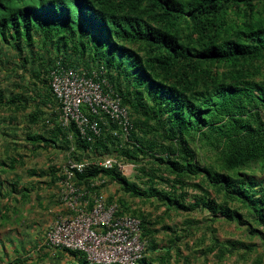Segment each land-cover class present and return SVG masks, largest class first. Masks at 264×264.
I'll return each mask as SVG.
<instances>
[{"label":"trees","instance_id":"obj_1","mask_svg":"<svg viewBox=\"0 0 264 264\" xmlns=\"http://www.w3.org/2000/svg\"><path fill=\"white\" fill-rule=\"evenodd\" d=\"M37 40L54 57L46 49L47 58H41L33 50ZM59 54L67 66H102L108 82L103 88L129 109L128 137H120L122 130L110 122H98L99 136L59 123L60 104L46 76ZM259 62H264V0H0V71L8 64L33 80L14 85L15 91L0 88L1 133L19 128L17 118L24 114L21 148L33 156L44 150L66 157L71 149L73 157L84 156L88 150L133 164L136 181L116 167L93 166L75 180H104L89 189L97 194L114 183L125 195L163 208L153 219L132 210L124 198L107 197L116 200L118 213L140 219L145 251L137 264H170L180 257L178 243L191 236L195 221L187 219V227L178 230L164 223L171 211L236 223L264 246V80L252 69ZM3 145L0 198L7 204L0 201V228L19 223L18 205L30 203L31 192L51 189L61 170L49 156L44 167L25 170L29 181L22 184L15 169L24 161ZM195 148L213 159L200 161ZM8 171L14 176L1 178ZM35 199L40 202L38 194ZM160 231L168 235L163 246L156 240ZM17 242L21 250L13 252L21 255L23 239ZM226 244L250 252L254 246ZM56 253L69 259L66 264H88L81 253Z\"/></svg>","mask_w":264,"mask_h":264},{"label":"built area","instance_id":"obj_2","mask_svg":"<svg viewBox=\"0 0 264 264\" xmlns=\"http://www.w3.org/2000/svg\"><path fill=\"white\" fill-rule=\"evenodd\" d=\"M80 67H55L49 73L52 95L58 100L59 123L73 125L82 135L91 131L100 135L98 122H110L122 130L120 137H128L131 118L127 107L113 92L107 91L101 69L87 74ZM94 117V119H93ZM93 119V120H92ZM119 129V130H120ZM114 136H119L113 130ZM64 157L55 183L59 212L54 215L45 236L52 248L79 251L89 264H137L144 256L145 242L141 238L140 219L120 214L116 200L108 202L103 194L91 192L105 181L95 179L78 184L76 173L93 166L105 170L116 167L122 175L135 167L117 156L98 157L86 150L82 155ZM79 158V159H76Z\"/></svg>","mask_w":264,"mask_h":264},{"label":"rangeland","instance_id":"obj_3","mask_svg":"<svg viewBox=\"0 0 264 264\" xmlns=\"http://www.w3.org/2000/svg\"><path fill=\"white\" fill-rule=\"evenodd\" d=\"M53 38L55 39V37ZM9 52L10 51H8V53ZM38 52L42 58H47L44 49L38 50ZM8 53L7 55H9ZM6 67L8 68L7 70L0 71V88L7 87L8 90L15 91L17 89L16 86L13 88L14 85L25 86L33 81L28 74L21 73L19 67L8 64H6ZM15 69L16 71H14ZM252 69L256 70L255 77L257 80H264V62L256 63ZM23 115L21 114L17 118V120L21 122L19 128L9 129L11 131L6 133V136L1 133L2 126L0 127V160H4L7 154V152L5 154L3 150V148H5L3 144L9 145V155H15L18 157L17 159H22L24 161V166L19 165L15 170L17 174L21 176L22 184H27L29 177L25 172L26 169L42 168L48 163L50 157L53 158L52 161L56 162V164L61 167L64 163V156L61 152L50 155V151L43 152L44 150L36 152L33 156L28 149L21 148L23 144L22 137L24 135V130L22 129V122L24 121ZM14 134L17 135L18 138L13 137ZM16 144L17 148L15 150ZM196 152L200 161H210L213 159V154L202 148L196 150ZM134 174L133 171L124 176L130 181H136L134 179ZM12 176H14V173L8 171V173L2 174L1 178L6 177L10 179ZM164 186L166 185L161 184V187ZM46 189L47 188L44 187L41 188L40 191L31 192V202L25 205H18V215L21 219L19 223L9 221V223L5 224V227L0 228V257H3V262H0V264L12 263L16 258L21 260L27 259L25 264H66L69 261L67 257L55 253L53 249L50 250L44 246L41 248L35 246L36 244L43 245L42 242H44L45 231L51 220L50 214H45V208L41 206L52 207V203L54 204L52 199L50 200V198L45 196L46 193L44 191ZM102 193L105 194L106 197H108V195H115L124 198L132 210H140L145 214H151L153 219L160 216L163 212V208L158 207L154 202L143 203L139 201V199H134L125 195L120 191L119 186L114 183H107ZM192 193L194 194V192ZM36 194L39 195L40 202H37V199H35ZM212 194L213 197H217L220 200V197L214 192H212ZM0 201L3 204H7V199L2 200L0 198ZM12 205L17 206L13 201ZM187 219H193L195 221L193 224H190L192 226V230H190L191 236L184 238L182 242L178 243V245L181 246V255L177 260L173 258L170 264H264V246L261 241L258 238H251L247 233V229L236 223L212 218L207 213L196 212L189 215L187 213H176L174 211L170 212V218H164V223L176 227L178 230H182L187 227L184 223ZM160 226L161 225H158L157 228ZM25 230H27L28 235ZM18 231L22 235L17 233ZM167 236L168 235H166L164 231H160L156 236V240L160 246L165 244ZM20 239H23V242L20 244L23 245L24 252L22 251V254L18 255L13 251L21 250V248H18L19 244L17 242ZM227 240H232L234 242L239 241L248 245L253 244L254 246H252L251 252L237 244L236 249H233L226 244ZM37 241L40 242L38 243ZM210 248H213V250L209 253L207 250ZM172 254H174V251ZM154 256H156V254H154ZM187 259L189 260L186 262Z\"/></svg>","mask_w":264,"mask_h":264},{"label":"clouds","instance_id":"obj_4","mask_svg":"<svg viewBox=\"0 0 264 264\" xmlns=\"http://www.w3.org/2000/svg\"><path fill=\"white\" fill-rule=\"evenodd\" d=\"M87 5V4H86ZM65 6V8L66 9H69V10H71L72 11V8L70 7V6H68L67 4H65L64 5ZM88 6V5H87ZM89 7V9L91 10V8H90V6H88ZM79 13V12H78ZM37 43L35 44V48L33 49L34 51H36V52H38V50H39V48H40V50L41 49H44V50H49V46L48 45H45V46H42L41 44H40V40H37L36 41ZM39 43V44H38ZM38 46V47H37ZM38 48V49H37ZM39 53V52H38ZM46 53V52H45ZM40 54V53H39ZM56 53L53 51V50H51L50 49V51H49V55L51 56V57H54V55H55ZM58 58H56V59H54V60H52V64L49 66V69H47V71H48V74L46 75L48 78H49V73H50V71L51 70H53L55 67H58V66H64V67H73V66H67V65H65L64 63H63V59H62V55L61 54H59L58 56H57ZM41 58H42V56H41ZM80 68H83L85 71H87L88 73V75H90V73L92 72V71H94V70H98V69H101V71H102V75L100 76V80L102 79V78H105V80H106V82H107V78H106V76H105V71L103 70V68H102V66H98L97 68H91V69H89V70H87L85 67H83V66H79ZM73 68H75V67H73ZM108 83V82H107ZM123 105V104H122ZM126 107V106H125ZM129 110V109H128ZM130 114V113H129ZM105 195V194H104ZM108 199V198H107ZM58 203V202H57ZM53 221V220H52ZM52 223V222H51ZM50 223V224H51ZM49 224V225H50ZM48 225V226H49ZM47 226V228H46V231H45V236H46V233H47V230H48V227ZM45 236H44V239H43V241L44 242H42V244L43 245H46L50 250L51 249H53V250H55L54 252L56 253V252H58V251H70V252H78V253H81V252H79V251H71V250H65V249H60V248H52V247H50L47 243H46V241H45ZM40 246H42V245H40ZM82 254V253H81ZM83 255V254H82ZM84 256V255H83ZM85 259V258H84ZM86 261V260H85ZM87 262V261H86ZM88 263V262H87ZM89 264V263H88Z\"/></svg>","mask_w":264,"mask_h":264},{"label":"crops","instance_id":"obj_5","mask_svg":"<svg viewBox=\"0 0 264 264\" xmlns=\"http://www.w3.org/2000/svg\"><path fill=\"white\" fill-rule=\"evenodd\" d=\"M51 189L47 188L44 192L46 193L45 196L50 198V200L52 199L54 204L52 203V207H46L44 205H41L43 208H45L44 211H46L45 214H50L49 216L51 217L50 222L48 223V225L52 222V220L54 219V215L59 212V204L56 201V189L55 186L50 187ZM48 193V194H47ZM52 202V201H49ZM52 209V210H50ZM47 225V226H48Z\"/></svg>","mask_w":264,"mask_h":264}]
</instances>
